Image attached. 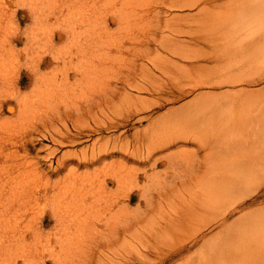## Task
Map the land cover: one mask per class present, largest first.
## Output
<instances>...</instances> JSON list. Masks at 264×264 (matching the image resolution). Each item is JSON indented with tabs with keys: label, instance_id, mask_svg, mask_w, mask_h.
Returning a JSON list of instances; mask_svg holds the SVG:
<instances>
[{
	"label": "rangeland",
	"instance_id": "1",
	"mask_svg": "<svg viewBox=\"0 0 264 264\" xmlns=\"http://www.w3.org/2000/svg\"><path fill=\"white\" fill-rule=\"evenodd\" d=\"M197 1L59 0L63 14L57 13L51 17L44 13L42 0H0V92L6 91L5 96H0L5 106L0 114V182L5 184L7 181L4 186L7 192L1 194L3 200L0 203L6 200L5 204L9 205L4 212L0 209V217L6 223L1 221L0 227H9L10 219L13 228L16 225L23 228L22 239H25L22 240L25 244L22 243L20 248L13 247L14 252H9L10 248L5 253L1 252L0 262L3 263L0 264H7L6 261L8 264H27L31 260L35 262L36 256L39 261L34 264H54L51 260H63L66 256L65 262L71 258V264H116L121 261V255L130 256L134 264L140 252L149 250V240L153 246L157 245L160 226L155 229L154 224L177 213V209L189 206L187 201L192 198H200L206 203L209 192L217 189L225 191L227 179L232 177L240 180V189L233 196L227 191L221 206L215 203L201 206L200 209L203 208L197 216L184 218L185 230H178L174 235L178 243L190 242L199 227H206L203 233L209 239L207 245L203 249H198L202 246H194L191 255L204 261L213 258L219 260L221 249H224L235 256L227 264H264V158L258 156L264 155V82L249 84L264 73V0H219L214 5L202 4L197 9H172L174 4ZM67 4L71 6L72 14L64 8ZM88 6L92 9L90 14H82L83 8ZM32 7H36V11L29 15ZM170 9L173 13L168 21L170 17L167 11ZM13 14L17 18L12 17ZM173 15L183 19L179 21V17H175V20ZM88 27L94 33L93 37L87 33ZM183 28L191 33L186 34L188 31ZM181 30L186 32L182 33ZM83 37L92 40L95 56L105 57L102 69H96L88 80L82 79L79 67L69 62H62L59 68L53 70L58 63L54 61L52 51L64 55V52L70 51L73 40L81 43ZM191 38H195V42H191ZM147 46L154 51L148 54ZM33 53L38 57L46 55L45 63L41 64L39 60L33 62ZM206 53L218 60H192ZM1 54H5L3 60ZM193 62L201 66L193 68ZM37 69L35 76L32 71ZM51 71H55L52 72L55 73L53 77L48 74ZM42 75L41 80L32 84L35 77ZM233 75L235 78L231 77ZM224 79L243 85L220 88ZM44 80L54 82L55 92L45 93L41 89ZM244 87L249 91L246 92ZM179 89L188 92V96L175 102L169 100L171 91L178 93ZM200 94L203 97H199ZM137 97L146 100L144 102L149 104L148 107L153 106L152 110L135 116L131 114L130 109L135 110L138 105ZM12 103L16 108L13 115L6 109ZM70 110L75 115V125L73 121H50V118L59 117ZM214 112L215 122L211 119L213 123H210ZM128 113L131 116L123 118ZM50 123H54L53 126H49ZM75 126L86 128L88 133L77 138L75 143H55L54 138L65 139L59 134L60 131L71 130L74 133ZM88 126H92L90 131ZM47 128L51 130L50 133L45 131ZM92 129L101 131L93 132ZM43 132L47 134L46 138ZM189 135L193 137L191 143L185 138ZM161 143L163 148L159 146ZM159 149H162L161 153ZM65 152L71 153L72 162L57 175L53 172L59 168L58 160ZM166 153L174 154L171 161ZM256 157L263 158V161H252L249 169H241L242 164ZM151 162L155 164L153 167ZM178 170L191 173L176 183L174 176H179ZM40 172L46 176L44 179L39 177ZM85 174H90V177L80 178ZM154 174L157 176L155 180ZM163 175L171 182L167 189L161 187L164 186V182H161ZM217 179L223 182L219 187L213 183ZM30 184L35 186L37 195L33 194ZM20 186H24L25 191L20 198L25 201L37 196L33 206L22 208L19 205L21 201L12 198L16 192L22 193ZM145 187H148V191ZM12 190L10 201L6 197ZM173 191H179V198L183 199L178 205H171L168 200ZM236 204L244 209L236 214L237 220L234 217L227 222L229 234L225 231L220 235V228L216 229L210 223L214 222L221 209H233ZM199 205L201 203L198 202ZM83 207L85 209L81 212ZM74 208L79 211L78 214L82 213L75 218L79 221L78 225L69 221L70 218H63L67 225H64L63 219L61 222L64 224L60 225L61 222L52 216L54 211L68 210L64 212L66 217H70L73 212L69 211H74ZM36 210L46 212L45 225L41 221L35 223L31 217ZM2 212L7 216H2ZM117 212L121 213V222L124 223L118 221L115 229H111L113 224L108 218L111 219ZM106 220L108 223H105ZM166 222L174 225L171 217L162 224ZM69 223L73 224L72 234L81 237L77 239L78 244L82 243L71 246L63 244L71 249V255L69 248L65 252L64 246L60 245L65 239L57 238V233H63L64 226L68 227ZM125 225L129 227L127 233L122 235ZM149 232L151 234L147 235ZM232 233L235 234L233 238ZM34 242L38 243L39 252L34 251ZM119 244H123V248ZM75 245L76 251L73 248ZM154 260L155 256L150 254L142 264H150ZM183 261L185 258H180L174 264H183Z\"/></svg>",
	"mask_w": 264,
	"mask_h": 264
},
{
	"label": "bare ground",
	"instance_id": "2",
	"mask_svg": "<svg viewBox=\"0 0 264 264\" xmlns=\"http://www.w3.org/2000/svg\"><path fill=\"white\" fill-rule=\"evenodd\" d=\"M90 1V0H89ZM218 1L219 0H198L197 2H192V3H179V4H174V5H172V9L173 10H175V11H183V10H187V9H197L199 6H201L202 4H205L206 6H208V5H214V3H218ZM42 8H43V11H44V13H46L47 15H49V16H53V15H57V13H60V14H63L62 12V5L59 3V0H42ZM62 6V7H61ZM175 7V8H174ZM67 11H71L72 10V8H71V6L69 5V4H67V6L66 7H64ZM63 8V9H64ZM36 9V7H32V8H30L29 9V11H28V13H29V15L33 12L34 13V11H36L35 10ZM172 9H170L169 11H167V14H168V17H170L171 15H172V13H173V10ZM92 11V9H91V7L90 6H88V7H84L83 8V12H82V14H90L89 12H91ZM75 12H76V10H75ZM17 13V12H16ZM65 13V12H64ZM70 14H72L71 12H70ZM35 15H37V13L35 14ZM34 15V16H35ZM12 16V15H11ZM33 16V17H34ZM60 16V15H59ZM12 17H14V18H17V15L16 14H13V16ZM177 18V17H179V21H180V18L181 19H183L181 16H177V15H173V18ZM176 18H175V20H176ZM190 18H193V17H184V19H190ZM170 19H172L171 17L168 19V21H170ZM174 20V21H175ZM159 21H161V20H159ZM178 21V20H177ZM177 21H176V23H177ZM172 23V22H171ZM176 25V24H175ZM184 29V28H183ZM184 30H186V31H188L187 29H184ZM183 30H181L180 32H182ZM185 31V32H186ZM185 32H182V33H185ZM189 32L191 33V31H188V33H186V34H189ZM87 33L90 35V36H94V33L92 32V29L91 28H89L88 27V30H87ZM12 38V37H11ZM19 38V37H18ZM20 39V38H19ZM16 40V39H15ZM77 40H80V38H77ZM195 38H191V42H195ZM13 41V40H12ZM18 41V40H17ZM20 41V40H19ZM57 40H56V38H55V42H56ZM185 42H187V41H185ZM93 42H92V40L91 39H89V38H87V37H83V40H82V42L81 43H78L76 40H73L72 41V46H71V49H70V51H66V52H64V55H61V52H53L52 51V56H53V58H54V61L56 62V63H58L54 68H53V70H55V68H59V65L62 63V62H64V63H67V62H69V63H71L72 65H75V66H77V67H79L78 68V71H79V73H81V75H82V79H85V80H88V79H90L92 76H93V73H94V71L96 70V69H102V65L105 63L104 61H105V57L104 56H95V49H94V47H93ZM11 46H12V44H11ZM148 48V49H147ZM147 50L146 51H148V54H149V52L151 53V52H153L154 51V49L151 47V46H147ZM4 50V49H3ZM8 50H10V49H8ZM5 52V51H4ZM10 52H11V50H10ZM48 52H50V51H48ZM9 53V52H8ZM12 53V52H11ZM34 53H37V52H34ZM33 53V55H32V60H33V62L34 61H37V60H39V61H41L40 63L42 64V63H45V60H46V55H45V57L44 56H41L40 55V57H38V56H36L37 54H34ZM51 53V52H50ZM210 53H206V54H200V55H198V56H196V57H193L194 59H192V56H191V59L192 60H195V61H201V60H204V61H206V62H213V61H217L218 60V58L217 57H215V56H208ZM2 55V57H1V59L3 60L4 58V55L5 54H1ZM49 56V55H48ZM52 56H50V57H52ZM9 58H13V56H10ZM8 58H6V60H7ZM49 59V58H48ZM187 59H190V57H187ZM191 60V61H192ZM13 61V60H12ZM194 61V62H195ZM107 62V61H106ZM193 62V64H192V66H193V68H197V66H201V65H196L195 63ZM5 63H7V61H5ZM4 63V64H5ZM51 63H52V61H51ZM51 63H49V64H51ZM38 64V63H37ZM35 65H36V63H35ZM38 65H36V67H37ZM44 66V65H43ZM39 67V66H38ZM96 67H98V68H96ZM189 67V66H188ZM11 68L13 69V64H11ZM44 68V67H43ZM3 69H4V65H3ZM41 70V69H40ZM37 71H38V69L36 70V71H32V72H34V74H35V76H36V73H37ZM99 71H102V70H99ZM52 72H55V71H51L50 73H48V74H50V77H53V75L55 74V73H52ZM4 74H6V72L4 73ZM2 75H3V71H2ZM231 77H233V78H235V75H233V76H231ZM259 77H261V78H259V79H256V80H253V81H251L249 84L250 85H255V84H259V83H261L262 84V82H264V73L263 74H261ZM43 78V75L42 76H40V78H38V77H35L34 79H33V81H32V84H35V83H37L39 80H41ZM18 79H19V76H18ZM22 79V78H21ZM38 80V81H37ZM11 82L13 83V74H12V80H11ZM21 82V81H20ZM11 83V84H12ZM22 83V82H21ZM41 85V84H40ZM237 85H243V84H240V82H238V81H235V80H230V79H224V80H222V82L220 83V88H223V87H226V86H233V87H236ZM202 86V85H201ZM212 86V85H211ZM218 86V85H217ZM171 87V86H170ZM180 87V86H179ZM206 87V86H205ZM214 87V86H213ZM252 87V86H251ZM137 88H138V86H137ZM142 88H144V87H142ZM177 88V87H176ZM198 88V87H197ZM201 88V87H200ZM208 88V87H207ZM210 88V87H209ZM11 89V88H10ZM41 89H43L44 91H45V93H49V91H50V93H53V92H55V84H54V82H52V81H48V80H44L43 81V85H41ZM150 89V88H149ZM186 89V88H185ZM230 89V88H229ZM228 89V90H229ZM244 89H245V91L246 92H248L249 90H247L245 87H244ZM139 90H142V89H139ZM152 90V89H151ZM151 90H149V91H151ZM168 90V89H167ZM171 90V89H170ZM169 90V91H170ZM190 90V89H189ZM214 90V89H213ZM262 90V89H261ZM143 91H144V89H143ZM168 91V92H169ZM203 91H206V90H203ZM251 91H254V90H251ZM4 92V94H2ZM6 91H1L0 92V96H5V93ZM165 92H167V91H165ZM172 93V98L170 97L169 98V100H173L174 102L176 101V100H179V99H182V97H184V96H188V92H186L184 89H179V91H177L178 93H175V91L174 90H172L171 91ZM190 92V91H189ZM195 92V91H194ZM141 93H143V92H141ZM170 93V92H169ZM12 95H13V93H11ZM193 94V93H192ZM197 94V93H196ZM168 95V94H167ZM195 95V94H194ZM203 95L205 96L206 94H204L203 93ZM203 95H199V97L200 96H202L203 97ZM214 95V94H213ZM10 97H12V96H10ZM153 97V96H152ZM166 97V96H165ZM205 97H207L208 98V96L206 95ZM138 98V97H137ZM141 98V97H140ZM144 98V97H143ZM142 98V99H143ZM196 98V97H195ZM197 98H198V96H197ZM4 99V98H3ZM5 99H7V97L5 98ZM101 100H102V98H100ZM150 99V98H149ZM148 99V100H149ZM164 99V98H163ZM166 99V98H165ZM155 100V99H154ZM158 100V99H157ZM168 100V99H167ZM3 100L2 99H0V114L1 113H3L2 112V110H3V108L5 107L4 106V102H2ZM133 101H134V99H133ZM144 101H146V100H144ZM143 100H140L139 98H138V100H137V104L139 105H137L136 106V109L135 110H133V109H130V110H132V113L131 114H133L134 116H135V114H137L138 115V113H143V112H147V110H150L151 109V107H153V106H150V107H148L147 105H149V104H147L146 102H144ZM151 101V100H150ZM172 101V102H173ZM148 102V101H147ZM160 102V101H159ZM149 103V102H148ZM151 103V102H150ZM157 103V102H156ZM161 103V102H160ZM134 104H135V101H134ZM187 103H185V105H186ZM154 105V104H153ZM160 105V104H159ZM158 104H157V106H159ZM134 106V105H133ZM161 106V105H160ZM156 107V106H155ZM154 107V108H155ZM146 108H148V109H146ZM6 109H8V112L11 114V115H13V113H15L16 112V108H15V106H13V103L12 104H9L8 105V107L6 108ZM156 109V108H155ZM152 110V109H151ZM182 111V110H181ZM131 112V111H130ZM215 113V112H214ZM73 114V112L70 110L69 112H66L65 114H60L59 115V117L58 116H55V117H53V118H50V121L52 122V121H54L55 119H60V120H62V121H73L72 123H73V125H75V120H76V118L74 117L75 115H72ZM129 114V113H128ZM132 115V116H133ZM149 115V114H148ZM202 115V114H201ZM206 115V114H205ZM211 115V114H210ZM131 115L129 114L127 117H123V118H126V119H128L129 117H130ZM150 116V115H149ZM203 116V115H202ZM216 113L215 114H212L211 115V117H210V123L212 122L211 121V119L214 121V119H216ZM143 117H145V116H143ZM3 118H4V115H2L1 116V119L3 120ZM146 118V117H145ZM149 118V117H148ZM78 122V121H77ZM215 122V121H214ZM213 123V122H212ZM53 124L54 123H50V125L49 126H53ZM209 124V123H208ZM232 124V123H231ZM104 124H102V126H103ZM106 125V124H105ZM123 125V124H122ZM101 125L99 124V127H100ZM113 126H115V124H113ZM117 126V125H116ZM76 128H75V130H76V132H72L71 130H67L66 132H59V134H61L65 139L64 140H59V139H57V138H54L53 140L55 141V143H57V144H59V145H64L66 142L65 141H68L69 143H75L76 142V139L77 138H81V137H83V136H85L88 132H87V130H86V128H80V127H77V126H75ZM91 127L92 126H88V130L90 131V129H91ZM105 127V126H104ZM110 127V126H109ZM150 127V126H149ZM93 128H95V127H93ZM103 128V127H102ZM110 128H113V127H110ZM115 128H117V127H115ZM86 130V131H85ZM146 130V129H145ZM149 130H150V128H149ZM45 131H47L48 133H50V129H45ZM91 131H93V132H99V131H101L100 129H97V130H95V129H92ZM147 131H148V129H147ZM43 133H45V132H43ZM42 133V134H43ZM100 133V132H99ZM44 136H45V138H46V133L45 134H43ZM89 135V134H88ZM92 135V134H91ZM94 135V134H93ZM48 137V136H47ZM191 135H189V136H187V137H185V138H188V143H191V142H193L192 141V139H191ZM193 138V137H192ZM111 139V138H110ZM1 140L2 139H0V142H1ZM4 140V139H3ZM6 140V139H5ZM106 140V139H105ZM33 141V140H32ZM41 141V140H40ZM179 141V140H178ZM8 142V141H7ZM10 143V142H9ZM8 143V144H9ZM33 143H34V141H33ZM149 143H151V142H149ZM155 143V142H154ZM5 144V143H4ZM106 144V143H105ZM109 144V143H108ZM152 144V143H151ZM158 144V143H157ZM156 144V145H157ZM187 144V143H186ZM185 144V145H186ZM161 145V147L160 148H163L164 146L162 145V143L161 144H159V146ZM96 146H97V143H96ZM151 146V145H150ZM155 145H153V147H154ZM158 146V145H157ZM182 146V145H181ZM189 146V145H188ZM28 145L26 146V150H28ZM98 147V146H97ZM183 147V146H182ZM187 147V146H186ZM101 148V147H100ZM185 148V147H184ZM151 149H153V148H151ZM155 149H157V147L155 148ZM52 150H54V149H52ZM160 150V149H159ZM90 151V150H89ZM164 151V150H163ZM168 151V150H167ZM79 152V151H78ZM113 152V151H112ZM111 152V153H112ZM155 151H153V153H154ZM156 152H159V151H156ZM162 152V149L160 150V153ZM182 152H184V151H182ZM54 153V152H53ZM74 153V152H73ZM76 153V152H75ZM83 153V152H82ZM87 153V152H86ZM104 153H107V152H105L104 151ZM114 153V152H113ZM150 153V152H149ZM148 153V154H149ZM151 153H152V151H151ZM174 153H175V151H174ZM178 153V152H177ZM180 153V152H179ZM91 154V153H90ZM156 154V153H155ZM184 154V153H183ZM56 154H54V156H55ZM73 155V154H72ZM77 155V154H76ZM80 155V154H79ZM158 155V154H157ZM167 155H169V159H170V161H171V159L173 158V156H174V154L173 153H166V156ZM178 155V154H177ZM85 156V155H84ZM90 156V155H89ZM108 156V155H107ZM111 156H112V154H111ZM188 156V155H187ZM258 156H263V158H264V155H262V154H259ZM48 158H49V155L47 156ZM76 157H78V156H76ZM75 157V158H76ZM81 157V156H80ZM86 157V156H85ZM99 157V156H98ZM150 157V156H149ZM50 158H51V156H50ZM83 158V157H82ZM101 158V157H100ZM105 158H106V155H105ZM104 157H103V159H105ZM136 158H137V156H136ZM139 158V157H138ZM137 158V159H138ZM176 158H178V157H176ZM263 158L261 159V158H259V157H256V158H254V159H249V161L248 162H245V164H242L241 165V169H249V165L250 164H253V162L252 161H263ZM2 157H0V164H1V162H2ZM47 159V158H46ZM78 159V158H77ZM136 159V160H137ZM159 158H157V160H158ZM48 160V159H47ZM75 160V159H74ZM96 160V159H95ZM139 160V159H138ZM80 161V160H79ZM90 161V160H89ZM88 161V162H89ZM115 161V160H114ZM145 161H147L146 160V158H145ZM150 161V160H149ZM148 161V162H149ZM49 162V161H48ZM70 162H72V157H71V153H69V152H65L64 154H63V156L58 160V166H59V168H57L56 169V171H54L53 173H55V174H60V173H62V169L63 168H68V166H69V163ZM93 162V161H92ZM117 162V161H116ZM142 162V161H141ZM98 163H100V162H98ZM126 163V162H125ZM172 163V162H171ZM52 165H53V163H51ZM80 164H81V162H80ZM116 164V163H115ZM122 164V163H121ZM143 164V163H142ZM50 165V164H49ZM68 165V166H67ZM74 165V164H73ZM91 165V164H90ZM112 165V164H111ZM110 165V166H111ZM125 165V164H124ZM148 165H149V163H148ZM151 165H152V162H151ZM153 165H155V164H153ZM153 165H152V167H153ZM51 166V165H50ZM86 167L88 166V165H85ZM109 166V165H108ZM55 167H56V165H55ZM124 167V166H123ZM140 167V166H139ZM53 167H51V169H52ZM112 168H113V166H112ZM115 168V167H114ZM125 168H127V166H125L124 167V169ZM147 168V167H146ZM149 168H150V166H149ZM149 168H148V170H149ZM236 168H238V167H236ZM71 169H73V168H71ZM76 169V168H75ZM118 169V168H117ZM123 169V168H122ZM127 169H129V168H127ZM130 169H133V168H130ZM238 169H240V168H238ZM135 170V169H134ZM147 170V171H148ZM152 170V169H151ZM74 171H76V170H74ZM136 171V170H135ZM157 171V170H156ZM71 172V171H70ZM130 172H132V171H130ZM52 173V174H53ZM89 173H90V171H89ZM148 173V172H147ZM191 172H187V173H185V172H181V171H179L178 170V177L177 176H174V179H175V181H176V183H179V181H181L182 179H183V177H186L188 174H190ZM47 174H49V172L47 173ZM91 174V173H90ZM90 174L88 175L87 174V176H86V174L82 177H80V178H83V179H85V178H87V177H90ZM146 174V173H145ZM158 175V174H157ZM162 175V174H161ZM160 175V176H161ZM176 175V174H175ZM117 176V175H116ZM121 177H122V175H120ZM119 176V177H120ZM135 176V175H134ZM148 176V175H147ZM39 177L41 178V179H44L45 177H44V174L43 173H41L40 172V174H39ZM48 177V176H47ZM68 177V176H67ZM76 177H78V176H76ZM114 177H115V174H114ZM124 177V176H123ZM132 177H133V175H132ZM137 177H138V175H137ZM157 176H155V174H154V180H155V178H156ZM136 178V177H135ZM163 179H162V181L161 180H159V181H161V182H164V186H161L162 187V189H167L168 188V186H170V184H171V182L170 181H168L167 180V178L165 177V175H163V177H162ZM82 179V180H83ZM118 179V178H117ZM138 179V178H137ZM161 179V178H160ZM126 180V179H125ZM80 181H81V179H80ZM128 181V180H127ZM139 180H137V181H135L136 183L138 182ZM151 181H153V180H151ZM86 182H87V180H86ZM106 182V181H105ZM122 183H124L123 181H121ZM128 183V182H127ZM155 184H156V182H154ZM213 183L216 185V186H218V185H220V184H223V182H222V180H219V179H217V180H213ZM4 184V183H3ZM1 182H0V201H1V199L3 198L2 196H1V194L2 193H6L5 192V187L4 186H6V184H7V181L5 182V184L3 185ZM64 185L66 184V182H64L63 183ZM119 184H120V182H119ZM135 184V183H134ZM149 184V183H148ZM158 184V183H157ZM31 185V187H32V192H33V194H36L37 195V193H36V191H35V186H33L32 184H30ZM63 185V186H64ZM138 185H139V183H138ZM144 185H145V183H144ZM132 186H133V184H132ZM135 186V185H134ZM140 186V185H139ZM146 186V185H145ZM149 186V185H148ZM151 186H153V185H151ZM240 186H241V184H240V180L239 179H237V178H235V177H232L231 179L229 178V179H227V187H226V189H225V191H220V189H217V190H215V192H209V196H208V199L206 200V203H203V201H201L200 200V198H196L197 200H195V198H192L191 200H189V201H187L188 202V204L187 205H189V206H186V207H183V208H180V209H177V213H174V214H172V215H170L169 217H166L161 223H156V224H154V227H155V229L157 228V227H159L160 226V232H158L157 234V239H158V241H157V245H152V242H151V240H149V238H148V240H149V243H150V246L148 247V251L147 252H140L139 253V257L138 258H136V260H135V262H134V264H142L143 263V260H145V259H148L149 258V256H150V254H152V255H154L155 256V260H154V262L153 263H150V264H174L178 259H180V258H185V261H183L184 263L183 264H227L228 262H230V261H232L234 258H235V256L233 255V254H231L230 252H227L226 250H224V249H221V256H220V259L219 260H216L215 258H213V259H210L209 261H204V260H202L201 258H199V257H196V256H193V255H191L190 254V252H191V249L194 247V246H202V247H198V249H203L207 244V242L209 241V239L207 238V234H204L203 232H204V230H205V228L206 227H199L198 228V231H197V233H196V235L194 236V239L192 240V241H190V242H185V243H178L177 242V240H176V236L174 235V233H177V231L178 230H180V231H184L185 230V227H184V225H185V219H190V217H195V216H197L198 215V213H199V210H201L200 209V207L201 206H208V203L209 204H212V203H215V204H218L219 206H221L222 205V201H223V197H224V195L225 194H227V191L229 192V195L230 196H233V193L235 192V191H237L238 189H240ZM13 187V186H12ZM21 188H22V193H21V191H18V193L16 192H14L15 194H13L14 196L12 197V198H14L17 202L20 200L21 202H19L20 204V207H22V208H25V207H27L28 206V208L30 207V206H33V203H34V201L37 199V196L35 195L34 197H32L31 199H30V201L28 200V202L27 201H25L23 198H20L21 196H22V194H23V188H24V186L22 187V186H20ZM20 187H17V188H20ZM31 187H29V188H31ZM65 187V186H64ZM153 187H155V186H153ZM158 187H159V185H158ZM167 187V188H166ZM219 187V186H218ZM29 188H28V190H29ZM104 188V187H103ZM146 188V187H145ZM144 188V189H145ZM151 187H149V191L151 190L150 189ZM178 188V187H177ZM116 189V188H115ZM119 189V188H118ZM148 189V187L146 188V191H148L147 190ZM160 189V188H159ZM19 190V189H18ZM21 190V189H20ZM106 190V189H105ZM178 190H180V188L178 189ZM25 191V190H24ZM8 192H9V190H8ZM179 191H177V192H171L170 194H169V196H168V200H170L171 201V205L172 204H179V202L180 201H183V199H180L179 198V193H178ZM12 193H13V190L11 191V194H9L8 193V196L6 197V199H8L9 198V196L10 195H12ZM27 193H29V192H27ZM25 194V193H24ZM3 195V194H2ZM145 195H147V192H146V194ZM5 196V195H4ZM25 196V195H24ZM26 196H30V195H26ZM11 197V196H10ZM125 197H127V194L125 193ZM30 198V197H29ZM130 198H131V196H130ZM147 198V197H146ZM233 198V197H232ZM243 197H241V199H242ZM10 199V198H9ZM27 199V198H26ZM128 199V198H127ZM148 199V198H147ZM3 200V199H2ZM6 201V200H5ZM4 201V203H0V209H2V211L4 210V209H7V205L8 204H5V203H7V202H5ZM10 201H11V199H10ZM15 201V202H16ZM149 201V200H148ZM161 203H162V201L161 200H159ZM186 201V200H185ZM14 202V201H13ZM12 202V203H13ZM16 202V203H17ZM198 202L199 203H201V205H199L198 206ZM15 203V204H16ZM149 203V202H148ZM148 203H147V205H148ZM18 204V203H17ZM26 204H28V205H26ZM32 204V205H31ZM150 205V204H149ZM161 204H159L158 206H160ZM237 205V206H236ZM235 206V208H233V209H221L220 211H219V213L217 214V217H216V219L214 220V222L213 223H210L211 224V226H213V227H215L216 229L218 228H220V230H219V234L221 235V234H224L225 233V231H227V228H226V224H227V222H229L232 218H234L235 216H236V214L238 213V212H241L243 209H244V207H242V206H239L238 204H236ZM9 206V205H8ZM83 206V205H82ZM123 206L125 207V204H123ZM81 208V207H80ZM33 209V211L35 210L34 208H32ZM85 208L83 207V209H81V212L84 210ZM198 209V210H197ZM28 210V209H27ZM125 210H126V208H125ZM145 210H147V209H145ZM10 211V210H9ZM12 211V210H11ZM10 211V212H11ZM64 211H66V212H68V210H60V212L59 211H54L52 214V216H53V218H55L56 220H58L59 222H61L62 221V219L64 218V219H69V221H71L72 220V223L74 222V223H76L77 225L79 224V221L77 220V219H75L77 216H79L80 214H82L81 212H80V214H78L79 213V211H76L75 210V208H74V211H69V212H73V214H70V217H66V214H65V212ZM144 211V210H143ZM4 212V211H3ZM3 212L1 213V214H3ZM5 212H6V210H5ZM145 212V211H144ZM143 212V213H144ZM35 213V212H34ZM84 213V212H83ZM7 214H9V213H7ZM65 214V215H64ZM77 214V215H76ZM87 214H89V213H87ZM87 214H85V215H87ZM95 214H97V213H95ZM144 214H146V213H144ZM45 215H46V212L45 211H43V210H36V213H35V215L33 214L31 217H33V220H35V223L36 222H40L41 221V223L42 224H44V217H45ZM84 215V214H83ZM84 215V216H85ZM90 215V214H89ZM97 215H101V214H97ZM2 216H5V214H3ZM7 216V215H6ZM5 216V217H6ZM93 216V215H92ZM186 216H187V218H186ZM35 217V218H34ZM172 218V220H173V222H174V225H169L168 224V222H166L165 224H162L163 222H165V221H167L169 218ZM2 218H4V217H2ZM86 218V217H85ZM89 218V217H88ZM94 218H95V216H94ZM125 218H127L128 219V216L127 215H125ZM149 218H151V216H149ZM185 218V219H184ZM236 218V217H235ZM234 218V219H235ZM240 218V217H239ZM5 219V218H4ZM9 219V218H8ZM64 219H63V222L65 223H63V222H61V224L60 225H62V223L64 224V225H67L66 224V222L64 221ZM87 219V218H86ZM86 219H83V220H86ZM101 220H102V218H100ZM121 219H122V215H121V213L120 212H117L116 214H114L113 216H112V218L110 219V217L108 218V220L110 221L111 220V224H113V226L111 227V229H115L114 227V225H116V223L118 222V221H120L121 222ZM3 219H1V217H0V224L2 225V223H1V221H2ZM6 220V219H5ZM74 220V221H73ZM235 220H237V218L235 219ZM107 221V220H106ZM105 221V223H108V221L106 222ZM127 221V220H126ZM125 221V222H126ZM213 221V220H212ZM3 222V221H2ZM11 221H10V219H9V227H6V226H4V227H0L1 228V230H0V239H1V243H0V253L2 252V253H5L6 252V250H7V248H10V251L9 252H14L13 251V247L15 248V247H17V248H20L21 246H22V243H24V242H22V240H25V239H22V236H24L23 234H22V231H23V228L20 226V225H16L15 226V228H13V224H12V222L10 223ZM87 222V221H86ZM123 222V221H122ZM121 222V223H122ZM3 223H5V222H3ZM35 223H33V224H35ZM72 223H69V225H68V227L66 226H64V231H63V233H57V238L58 237H60V238H64L65 240L64 241H62L61 243L62 244H60L62 247L64 246L63 244H65V245H67V243H68V245L69 246H71V245H73L74 243L77 245L78 243H79V241L77 240V239H81V237L80 236H76L74 233L72 234ZM81 223H83V221H81ZM88 223V222H87ZM90 223V222H89ZM124 223V222H123ZM12 224V225H11ZM120 224V223H119ZM119 224H118V226H119ZM128 224V222L126 223V225ZM209 224V223H208ZM207 224V225H208ZM209 224V225H210ZM5 225H6V223H5ZM45 225V224H44ZM86 225V227L89 225V224H85ZM84 225V226H85ZM107 225V224H106ZM125 225V230L123 229V233H122V235H124V233L126 234L127 233V228L129 227V226H126ZM209 225H208V227H209ZM8 226V225H7ZM76 226V225H75ZM90 226V225H89ZM88 226V227H89ZM109 226H110V223H109ZM228 226V225H227ZM91 227V226H90ZM27 228V227H26ZM36 228V227H35ZM204 228V229H203ZM210 228V227H209ZM34 229V228H33ZM37 229V228H36ZM29 230V229H28ZM27 230V231H28ZM69 230H70V232H69ZM88 230V229H87ZM206 230H207V228H206ZM205 230V231H206ZM36 231V230H35ZM39 231V230H38ZM37 231V232H38ZM89 232H90V229L88 230ZM118 231V230H117ZM34 232V231H33ZM87 232V231H86ZM88 232V233H89ZM39 233V232H38ZM37 233V234H38ZM42 233V232H41ZM84 233H85V230H84ZM87 233V234H88ZM111 232H109V234H110ZM114 233V232H113ZM117 233V232H116ZM227 233H228V231H227ZM28 234V233H27ZM56 234V233H55ZM86 234V233H85ZM149 234H151L150 232L149 233H147V235H149ZM229 234V233H228ZM26 235V234H25ZM39 235L40 234H38V237H39ZM43 235V234H42ZM45 235V234H44ZM53 235V234H52ZM111 235V234H110ZM114 235H115V233H114ZM113 235V236H114ZM18 236V237H17ZM121 236V235H120ZM235 236V234H233L232 233V238ZM35 237H37V236H35ZM43 237V236H42ZM109 237H111V236H109ZM108 237V238H109ZM115 237H116V235H115ZM143 237H146V236H143ZM18 238V239H17ZM67 238V239H66ZM106 238V237H105ZM107 238V239H108ZM119 238V237H118ZM147 238V237H146ZM111 239H112V237H111ZM230 239H231V237H230ZM116 240H117V238H116ZM41 241V240H40ZM112 241V240H111ZM26 242V241H25ZM82 242V241H81ZM225 242H227V241H225ZM27 243V242H26ZM35 244H34V251H37V250H39L38 249V247H37V245H38V243H36V242H34ZM110 243V242H109ZM114 243V242H113ZM122 243V242H121ZM25 244V243H24ZM29 244V243H28ZM82 243H80V244H78V245H81ZM201 244V245H200ZM46 245V244H45ZM76 245H75V247H73L74 249L76 248ZM120 245V244H119ZM27 246V245H26ZM97 246V245H96ZM100 246V245H99ZM98 246V247H99ZM121 246V245H120ZM122 246H123V244H122ZM121 246V247H122ZM44 247H46V246H44ZM43 247V248H44ZM71 247V248H72ZM84 247V246H83ZM116 247H117V245H116ZM61 248V247H60ZM64 248L65 249H63V248H61V249H63L65 252L68 250L67 248H69V247H67V246H64ZM80 248V247H79ZM79 248H77V251L79 250ZM101 248V247H100ZM123 248V247H122ZM73 249V250H74ZM82 249V248H81ZM80 249V250H81ZM110 250H111V248H109ZM117 249H118V247H117ZM9 250V249H8ZM41 250V249H40ZM44 250H45V248H44ZM71 249L69 248V250H68V252H69V254H70V251ZM84 250V249H83ZM102 250H105V249H102ZM122 250V249H121ZM24 251V250H23ZM26 251V250H25ZM75 251H76V249H75ZM118 251H120V250H118ZM27 252V251H26ZM37 252H39V251H37ZM74 252V251H73ZM79 252H81V251H79ZM85 252V251H84ZM86 252H88V251H86ZM95 252V251H94ZM107 252V251H106ZM109 252V251H108ZM91 254H92V252H91ZM121 254H122V252H121ZM123 254H124V252H123ZM8 255H10V254H8ZM39 255V254H38ZM40 255H42V254H40ZM71 255V254H70ZM79 256H80V254H78ZM78 255H76V257H78ZM85 255V254H84ZM90 255V254H89ZM105 255V254H104ZM119 255V254H118ZM14 256V255H13ZM21 256V255H20ZM36 256V255H35ZM62 256V255H61ZM66 256V255H65ZM82 256V255H81ZM114 256V255H113ZM117 256V255H116ZM75 257V259H77ZM93 257V256H92ZM28 258V257H27ZM66 258H68V256H66L65 257V259H61V260H59V259H54V260H51V261H53V263L54 264H71L70 263V260H71V258H69V262L68 261H66L65 262V260H66ZM103 258V257H102ZM23 259H25V258H23ZM50 259V258H49ZM52 259V258H51ZM74 259V258H73ZM75 259H74V261H75ZM87 259H88V257H87ZM90 259V258H89ZM120 259V258H119ZM137 259H138V261H137ZM3 260V259H2ZM78 260H79V258H78ZM95 260V259H94ZM121 261L120 262H116V264H132L133 262H132V260H131V258H130V256H126V255H124V256H122L121 255V259H120ZM133 260V261H134ZM6 261V260H5ZM10 261H12V260H9V262ZM29 261V260H28ZM32 261V260H31ZM26 262L27 264H34L35 262L37 263L38 261H39V258H38V256H36V258L34 257V261L35 262ZM44 261V260H43ZM42 261V262H43ZM90 261V260H89ZM88 261V262H89ZM98 261V260H97ZM13 262H14V260H13ZM16 262V261H15ZM80 262H81V260H80ZM80 262H78V263H80ZM83 262H84V260H83ZM82 262V263H83ZM91 262V261H90ZM0 263H3V262H0ZM6 263L8 264V262L6 261ZM39 263H41V262H39ZM72 263H74V262H72ZM75 263H77V262H75ZM86 263V262H85ZM84 263V264H85ZM49 264V263H48ZM81 264V263H80ZM94 264H100V262H98V263H94Z\"/></svg>",
	"mask_w": 264,
	"mask_h": 264
}]
</instances>
